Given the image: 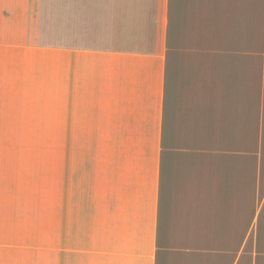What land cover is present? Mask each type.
Here are the masks:
<instances>
[{"label": "crops", "instance_id": "0c3cea01", "mask_svg": "<svg viewBox=\"0 0 264 264\" xmlns=\"http://www.w3.org/2000/svg\"><path fill=\"white\" fill-rule=\"evenodd\" d=\"M57 33L58 264H264V0H57Z\"/></svg>", "mask_w": 264, "mask_h": 264}, {"label": "rangeland", "instance_id": "374dc122", "mask_svg": "<svg viewBox=\"0 0 264 264\" xmlns=\"http://www.w3.org/2000/svg\"><path fill=\"white\" fill-rule=\"evenodd\" d=\"M57 39V0L0 1V264L59 261Z\"/></svg>", "mask_w": 264, "mask_h": 264}]
</instances>
